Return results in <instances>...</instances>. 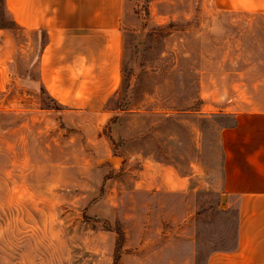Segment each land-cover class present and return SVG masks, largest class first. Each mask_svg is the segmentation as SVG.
I'll list each match as a JSON object with an SVG mask.
<instances>
[{
  "label": "rangeland",
  "instance_id": "rangeland-1",
  "mask_svg": "<svg viewBox=\"0 0 264 264\" xmlns=\"http://www.w3.org/2000/svg\"><path fill=\"white\" fill-rule=\"evenodd\" d=\"M174 1L183 8L189 0H124L120 74L103 91L95 84L85 90L71 74L48 78V33L15 27L0 0V26L15 37L10 76L0 92V243L6 264H61L66 254L68 264H81L96 246L104 251L112 244L114 251L115 230L122 262L128 240L156 239L166 227L160 241L171 239L172 224L164 219L173 210L183 218L174 231L182 264H202L210 250L233 244L235 200L228 207L219 201L217 136L232 123L221 108L242 97L236 83L253 81L252 69L264 72V44H247L251 35L241 30L243 55L227 63L220 60L219 44L178 46L187 24L172 21ZM261 27L255 34L264 38ZM203 47L210 60L198 59ZM189 50L191 60L182 55ZM221 65L228 69L224 92ZM202 69L212 73L206 95L197 91ZM48 79L58 84L52 94L62 99V108L48 97ZM148 165L191 176L195 191L182 194L179 205L177 197L130 189ZM163 256L173 259L171 251Z\"/></svg>",
  "mask_w": 264,
  "mask_h": 264
},
{
  "label": "crops",
  "instance_id": "crops-1",
  "mask_svg": "<svg viewBox=\"0 0 264 264\" xmlns=\"http://www.w3.org/2000/svg\"><path fill=\"white\" fill-rule=\"evenodd\" d=\"M3 6L20 29L48 33V78H55L58 73L61 76L71 74L81 78L78 83L85 90V86L95 84L104 86L103 91L109 89L110 81L118 80L123 50L124 0H3ZM171 19L174 23L187 24L182 28L186 29L188 37L179 36L175 44L178 42L180 46L184 41L198 46L219 44L220 60L226 63L237 61L243 55L238 48L245 43L241 30L251 35L247 44H264L259 32L255 34L260 25L264 29V0H189L183 8L174 1ZM228 46H235L234 57L229 55ZM14 52V33L0 28V92L4 91L9 79ZM198 53L199 60L212 57L206 47L198 49ZM182 55H188L191 60L190 50ZM254 55L252 52V57ZM251 71L252 76L255 74L253 81L236 83L242 97L233 103L227 100L223 103L221 111L231 115L232 123L221 127L217 136L221 152L219 201L228 207L235 200L233 244L229 248L210 250L202 264H264V72L258 68ZM236 75L245 74L237 71ZM211 76L209 70H198L197 91L200 94L206 95L211 90ZM219 76L224 92L222 85L228 76L224 65L223 69L222 65L220 67ZM55 91H58V84L48 79V94L62 108V99L52 94ZM150 169V165L146 166L142 179L132 183L130 189H139L148 195L177 197L179 205L182 194L196 189L189 188L191 176H181L172 166L158 165L153 168L156 170ZM148 174H156L158 180L153 181L155 176ZM24 195L27 192L19 193V196ZM182 219L175 210L164 219L172 224L171 239L160 241L169 233L166 227L167 230L157 231V243L150 236L139 241L128 240L121 264H182L181 241L174 234L175 226ZM45 221L47 234L48 222ZM3 237L4 231L0 233V238ZM4 251L1 241L0 264H6ZM90 251L81 264H113L112 244L104 251L99 246ZM167 251L172 252L173 259L164 258ZM66 257L61 258V264H68Z\"/></svg>",
  "mask_w": 264,
  "mask_h": 264
},
{
  "label": "trees",
  "instance_id": "trees-1",
  "mask_svg": "<svg viewBox=\"0 0 264 264\" xmlns=\"http://www.w3.org/2000/svg\"><path fill=\"white\" fill-rule=\"evenodd\" d=\"M1 1H2V4H3V0H1ZM10 20H11V22L13 23V25L15 27H17L18 29L21 28L11 18H10ZM0 28H4V27H1L0 26ZM5 29H7V28H5ZM48 97L57 105V108H61L60 104L57 101H55L49 94H48ZM60 123L63 126V123L61 122V120H60ZM115 232L118 235V239L116 240V246H115L114 251H113V254H112L113 264H121L120 258H121V255L123 253L122 241L120 240V237H119L120 232L117 231V230H115Z\"/></svg>",
  "mask_w": 264,
  "mask_h": 264
}]
</instances>
